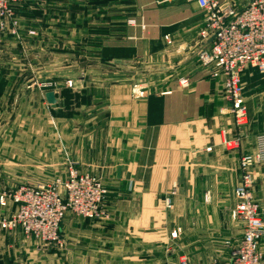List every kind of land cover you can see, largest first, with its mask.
Returning <instances> with one entry per match:
<instances>
[{
    "label": "crops",
    "instance_id": "0c3cea01",
    "mask_svg": "<svg viewBox=\"0 0 264 264\" xmlns=\"http://www.w3.org/2000/svg\"><path fill=\"white\" fill-rule=\"evenodd\" d=\"M217 1L238 9L248 2ZM21 19L20 40L2 46L0 115L21 116L27 131L29 116L37 115L38 160H45L51 132L56 158L102 181L106 218L67 214L60 226L64 250L39 249L20 228L0 231V264H179L185 242L235 240L238 233L240 239L241 224L232 218L241 183L238 160L264 134V74L248 67L241 76L249 124L237 129L220 82L197 60L203 25L197 5L25 0ZM40 50L53 60L43 62ZM163 62L171 70L165 88L133 82L137 65L158 70ZM47 92L55 95L54 107ZM31 98L37 107L29 106ZM225 137H240V149L224 150ZM22 146H29L28 138ZM251 171L253 197L264 211V164ZM21 185L0 171V217L16 210L3 192ZM261 251L264 256V240Z\"/></svg>",
    "mask_w": 264,
    "mask_h": 264
},
{
    "label": "built area",
    "instance_id": "2783aa9c",
    "mask_svg": "<svg viewBox=\"0 0 264 264\" xmlns=\"http://www.w3.org/2000/svg\"><path fill=\"white\" fill-rule=\"evenodd\" d=\"M194 2L203 15L199 32L197 60L202 68L211 69L210 77L220 82L228 112L237 129L248 126L247 108L241 76L246 68L264 74V0H248L238 9L232 2L187 0ZM25 0H0V30L16 34V9ZM29 35H35L33 31ZM66 85L71 88L72 82ZM220 146L237 152L241 138H222ZM264 164V134L255 138L254 148L238 160L241 183L235 189L236 204L232 218L241 224L242 234L226 264H264L261 244L264 240V211L252 193V169ZM73 162H67L63 177L41 185H21L3 192L2 198L16 205L9 218L0 217V231L20 228L26 238L42 250L65 249L60 226L67 214L92 221L106 218L107 190L102 181L90 174H79ZM166 208L171 206L166 200ZM177 232L171 234L176 237ZM179 264H189L182 258ZM209 264H218L211 262Z\"/></svg>",
    "mask_w": 264,
    "mask_h": 264
},
{
    "label": "rangeland",
    "instance_id": "374dc122",
    "mask_svg": "<svg viewBox=\"0 0 264 264\" xmlns=\"http://www.w3.org/2000/svg\"><path fill=\"white\" fill-rule=\"evenodd\" d=\"M22 8L23 4L19 6L15 12L14 20L17 22L16 34L13 35L10 32L12 29L10 25L8 30H0V57H5V51L2 46H5V43L8 40L11 38L20 40L21 38L20 30L23 23L21 19ZM31 31L34 32V30H29L28 35ZM32 53H34V57L37 56L36 50L31 51L30 54L32 55ZM41 57L45 60L43 62L46 63H50L53 60V55L51 54L46 53V55L43 56V53L41 52ZM3 63L4 62L1 64ZM135 71L136 75L133 82L141 83L142 85L145 84L153 90L165 88L167 81L171 76V70L168 69V65H166V63L164 64V62L158 67V70L150 68L149 64H142L137 65ZM32 87L33 86H31V88ZM30 92L33 93V90L31 89ZM29 106L31 108L37 107L36 98H31L29 100ZM29 117L31 123L30 130L27 131V127H24L22 130L21 116L18 115L12 117L10 115H0V171L11 172L15 186L19 184L37 186L41 184H48L59 177H63L66 171L65 161L60 160V155L57 156L58 161H56L57 158L54 156V141L53 134L51 132H48L47 135L45 160L41 161L42 158H40V161L38 160V135L37 130L34 129L37 122V115L33 114ZM12 120L15 121L13 129L11 125ZM23 138L29 139L28 147L22 146ZM15 142L18 146H12ZM22 154L26 155V158H28L29 161H23L21 158ZM237 231L240 232L242 229L240 230L239 227H237ZM238 234V236H240V233ZM238 236L235 240L232 237L224 238V236H211L206 239H199V241L196 242H185V260L189 264H209L214 261L218 264H226L229 260V255H231L238 244Z\"/></svg>",
    "mask_w": 264,
    "mask_h": 264
},
{
    "label": "water",
    "instance_id": "95a60500",
    "mask_svg": "<svg viewBox=\"0 0 264 264\" xmlns=\"http://www.w3.org/2000/svg\"><path fill=\"white\" fill-rule=\"evenodd\" d=\"M45 100L48 105L51 107H54L56 105V98L53 92H47L45 93Z\"/></svg>",
    "mask_w": 264,
    "mask_h": 264
}]
</instances>
